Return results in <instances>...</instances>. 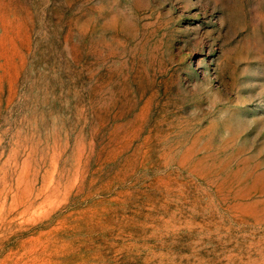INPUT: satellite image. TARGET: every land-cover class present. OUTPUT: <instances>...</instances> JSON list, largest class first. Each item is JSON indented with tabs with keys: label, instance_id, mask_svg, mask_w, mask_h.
<instances>
[{
	"label": "rangeland",
	"instance_id": "obj_1",
	"mask_svg": "<svg viewBox=\"0 0 264 264\" xmlns=\"http://www.w3.org/2000/svg\"><path fill=\"white\" fill-rule=\"evenodd\" d=\"M0 264H264V0H0Z\"/></svg>",
	"mask_w": 264,
	"mask_h": 264
}]
</instances>
